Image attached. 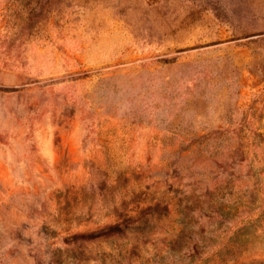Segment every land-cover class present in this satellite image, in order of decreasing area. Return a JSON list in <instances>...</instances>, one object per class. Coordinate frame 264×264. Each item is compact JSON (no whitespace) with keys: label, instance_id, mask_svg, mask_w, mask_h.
<instances>
[{"label":"rangeland","instance_id":"rangeland-1","mask_svg":"<svg viewBox=\"0 0 264 264\" xmlns=\"http://www.w3.org/2000/svg\"><path fill=\"white\" fill-rule=\"evenodd\" d=\"M0 264H264V0H0Z\"/></svg>","mask_w":264,"mask_h":264}]
</instances>
